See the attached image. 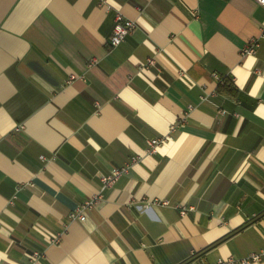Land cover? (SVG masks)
<instances>
[{
  "label": "crops",
  "instance_id": "obj_1",
  "mask_svg": "<svg viewBox=\"0 0 264 264\" xmlns=\"http://www.w3.org/2000/svg\"><path fill=\"white\" fill-rule=\"evenodd\" d=\"M261 28L255 0H0V264L264 249V37L240 52Z\"/></svg>",
  "mask_w": 264,
  "mask_h": 264
},
{
  "label": "built area",
  "instance_id": "obj_2",
  "mask_svg": "<svg viewBox=\"0 0 264 264\" xmlns=\"http://www.w3.org/2000/svg\"><path fill=\"white\" fill-rule=\"evenodd\" d=\"M259 5L264 7V0H255ZM136 28V23L132 20L125 19L122 17V15H117L115 19V25L113 27L112 34L109 39V45L111 47H115L119 45L124 38L132 33L134 29ZM264 37V28H261V35L260 37L257 38H252L250 41H248L242 48H241V55H255L257 53V49L259 48V40L260 38ZM148 64H153L154 61L152 59L147 61ZM92 63H96V59L92 61ZM74 78V77H71ZM218 83L221 82L223 83V78H217ZM176 123H173L170 128L169 132L173 133L179 123L186 122V114L184 116L180 117ZM172 137L170 135H162L160 138L149 141L148 142V147H147V153L153 154L156 153L158 148L165 143L167 140L171 139ZM136 158L132 159V162H135ZM131 163L124 165L122 167L113 169L112 172L108 175H103L100 177L101 182L103 184V189L109 188L113 186L117 180L126 174L130 168ZM97 201L96 198H94L92 201L86 202L83 206L77 207L75 211L71 212L70 218L72 219H79L80 221L85 220V214H84V208L92 205ZM162 204H168V201H163ZM264 262V249H261L257 252L250 253L247 255L245 258L242 259H234L232 257L227 258V259H218L217 262L215 263H209L203 259H196L195 262L192 264H252V263H261ZM189 264V263H185Z\"/></svg>",
  "mask_w": 264,
  "mask_h": 264
},
{
  "label": "trees",
  "instance_id": "obj_3",
  "mask_svg": "<svg viewBox=\"0 0 264 264\" xmlns=\"http://www.w3.org/2000/svg\"><path fill=\"white\" fill-rule=\"evenodd\" d=\"M223 78V83L219 82V85H224V86H230V81L229 79L226 77H222Z\"/></svg>",
  "mask_w": 264,
  "mask_h": 264
}]
</instances>
